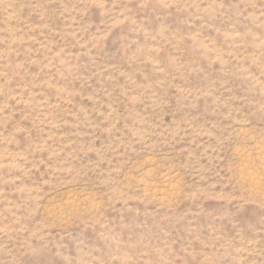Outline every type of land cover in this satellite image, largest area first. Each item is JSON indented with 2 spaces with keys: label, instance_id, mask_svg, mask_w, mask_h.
<instances>
[{
  "label": "rangeland",
  "instance_id": "1",
  "mask_svg": "<svg viewBox=\"0 0 264 264\" xmlns=\"http://www.w3.org/2000/svg\"><path fill=\"white\" fill-rule=\"evenodd\" d=\"M0 264H264V0H0Z\"/></svg>",
  "mask_w": 264,
  "mask_h": 264
}]
</instances>
